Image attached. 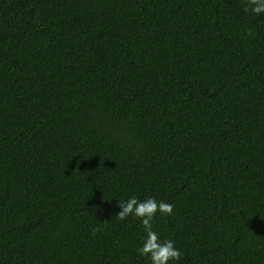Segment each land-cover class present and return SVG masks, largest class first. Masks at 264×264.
<instances>
[{
	"label": "trees",
	"instance_id": "16d2710c",
	"mask_svg": "<svg viewBox=\"0 0 264 264\" xmlns=\"http://www.w3.org/2000/svg\"><path fill=\"white\" fill-rule=\"evenodd\" d=\"M244 4L0 0V264H150L115 216L133 196L174 205L153 224L169 264H264V14Z\"/></svg>",
	"mask_w": 264,
	"mask_h": 264
},
{
	"label": "clouds",
	"instance_id": "9594fccd",
	"mask_svg": "<svg viewBox=\"0 0 264 264\" xmlns=\"http://www.w3.org/2000/svg\"><path fill=\"white\" fill-rule=\"evenodd\" d=\"M243 11L256 16L264 14V0H245ZM253 34V29H248L247 35L252 36ZM119 208L121 210L115 216L120 221L132 216L139 219L144 228L146 235L142 246L137 249L139 256L148 258L150 264H169L170 261L182 259L183 253L175 246L174 241L161 239L153 229L157 213L170 216L173 214L174 205L157 201L154 197L139 200L133 196L126 201L119 202Z\"/></svg>",
	"mask_w": 264,
	"mask_h": 264
}]
</instances>
